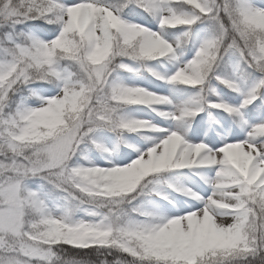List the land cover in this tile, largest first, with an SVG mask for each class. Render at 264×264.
<instances>
[{
    "label": "snow or ice",
    "instance_id": "1",
    "mask_svg": "<svg viewBox=\"0 0 264 264\" xmlns=\"http://www.w3.org/2000/svg\"><path fill=\"white\" fill-rule=\"evenodd\" d=\"M0 264H264V0H0Z\"/></svg>",
    "mask_w": 264,
    "mask_h": 264
}]
</instances>
